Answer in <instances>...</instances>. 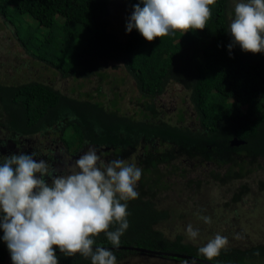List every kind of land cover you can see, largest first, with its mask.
I'll return each instance as SVG.
<instances>
[{
    "label": "trees",
    "instance_id": "trees-1",
    "mask_svg": "<svg viewBox=\"0 0 264 264\" xmlns=\"http://www.w3.org/2000/svg\"><path fill=\"white\" fill-rule=\"evenodd\" d=\"M127 2L132 12L136 4L143 7L141 0ZM109 3V0H0V15L14 25L28 51V46H34L35 52H30L65 77L104 75L98 60L124 62L144 100L137 112L139 119L123 113L118 99L110 106L102 101L72 97L43 81L20 84L0 81V130L6 138L0 143V158L34 154L36 160L43 159L62 170L66 160L74 162L90 147L105 162L135 152L132 162L142 169L136 185L139 197L122 201L128 205L129 228L118 246L209 260L198 253L201 246L183 242L180 235L171 240L157 227L169 218V212L161 205L170 197L168 192L177 186L180 192L185 189L188 193L185 196L192 202V209L203 211L209 203L199 206V202L209 197L211 183L241 182L236 190L241 195L248 187L246 181L254 180L253 167L264 161V52L261 58L253 57L238 45L229 52L228 45L232 42L229 15L235 6L232 0H216L210 6L212 15L203 30L177 31L152 42L135 28L125 41L112 33L107 20ZM46 13L52 16L50 26L43 25ZM22 15L25 17L20 18ZM29 20L37 21V30L42 29L43 37L27 32L24 26ZM171 82L190 92L196 119L193 124L189 123L188 111L182 109L173 118L162 117L157 98ZM245 100L249 105L243 111L238 104ZM55 126L54 132L58 130L61 134L63 145L57 149L64 152L62 155L54 153L52 147L45 151L29 141L28 138L47 134L48 128ZM235 138L244 142L232 145ZM9 140L23 143L15 145ZM254 181L262 187L264 172ZM117 227L114 223L109 230ZM2 237L0 229L1 264L11 257ZM94 240V246H114L104 233ZM112 252L117 262L129 254L140 253L126 249ZM56 254L59 264H91L90 258L79 253ZM262 259L264 245H256L249 249H222L209 261L256 264L255 260Z\"/></svg>",
    "mask_w": 264,
    "mask_h": 264
},
{
    "label": "clouds",
    "instance_id": "clouds-1",
    "mask_svg": "<svg viewBox=\"0 0 264 264\" xmlns=\"http://www.w3.org/2000/svg\"><path fill=\"white\" fill-rule=\"evenodd\" d=\"M126 23L152 42L170 33L203 30L216 0H141ZM232 42L244 52H264V0H240L230 17ZM34 154H12L0 163V229L12 264H59L56 249L65 255L79 253L91 264H117L112 250L93 247L104 233L114 246L129 228L126 202L139 197L136 190L142 169L121 159L103 161L94 147L74 162L56 169ZM47 178V179H46ZM50 180V183H49ZM210 224L211 218L201 217ZM117 224L115 230L110 226ZM196 240L199 230L187 225ZM228 244L219 233L198 248L211 260Z\"/></svg>",
    "mask_w": 264,
    "mask_h": 264
},
{
    "label": "rangeland",
    "instance_id": "rangeland-1",
    "mask_svg": "<svg viewBox=\"0 0 264 264\" xmlns=\"http://www.w3.org/2000/svg\"><path fill=\"white\" fill-rule=\"evenodd\" d=\"M109 14L107 16L108 29L114 33L120 40H127L132 31H126V23L132 14L127 0H109ZM233 4L240 0H232ZM234 14V10H233ZM232 14V15H233ZM229 15V19L232 16ZM25 15L20 18H24ZM27 18V17H26ZM19 18H16L18 21ZM52 22L51 13H46L43 18V25L50 26ZM24 27L28 33H35L38 38L43 37L41 30H37V21L29 20ZM37 30V31H36ZM44 31V30H43ZM45 32V31H44ZM17 31L14 25L5 20L0 15V81L7 84H20L29 81H43L54 85L55 88L65 92L66 94L81 98L91 99L93 101H102L106 105H112V101L118 99L121 111L130 115H136L142 107L144 100L140 93L135 80L127 70L124 62L118 60H108L105 63L102 60L97 62L102 67L104 75L93 73L90 76H64L61 72L49 63L40 60L31 52H35L34 46H28V51L22 41L17 36ZM40 52L39 49H37ZM37 54V53H36ZM254 57L261 58V53H250ZM100 59V58H98ZM158 107L162 112V117H170L178 115L179 110L188 111L187 117L189 123L195 122V112L190 104V92L182 85L171 82L167 86L165 92L157 98ZM140 102V103H139ZM249 102L243 101L238 104V107L246 111ZM190 113V114H189ZM67 117V116H66ZM57 127H49L47 134H39L33 138H28L33 145L42 146L46 149L52 147L56 152L62 155L61 150L57 149L62 146L60 131L54 130ZM5 133L0 130V143L5 141ZM23 143V141H11ZM25 144L24 146L28 145ZM135 152L121 158L127 164H134ZM71 158V156H69ZM257 166V165H256ZM252 177L257 179L264 172V161L260 165L253 167ZM196 178V177H195ZM254 180L246 181L248 187L241 191V195H237L236 190L239 189L240 183L233 182L213 184L210 188V195L203 198L199 202V206L208 204V208L201 210L192 209L188 202L189 199L185 195L186 190L182 192L174 186L168 192V199L163 201L162 208L169 212V218L160 222L159 227L165 235L175 240L178 235L184 238L183 242L203 246L208 240L212 239L215 234L219 233L228 238V244L223 249H249L256 245H264V183L262 187ZM254 183V184H253ZM215 186V188H213ZM197 193V192H196ZM198 196V194H197ZM212 200V201H211ZM208 216L211 218V223L206 224L201 217ZM191 224L194 229L199 230V236L196 240H190L186 234L187 225ZM256 264H264V259ZM1 264V263H0ZM2 264H12L11 257ZM117 264H201L196 261H179L168 257L157 255H148L145 253H133L127 255Z\"/></svg>",
    "mask_w": 264,
    "mask_h": 264
},
{
    "label": "water",
    "instance_id": "water-1",
    "mask_svg": "<svg viewBox=\"0 0 264 264\" xmlns=\"http://www.w3.org/2000/svg\"><path fill=\"white\" fill-rule=\"evenodd\" d=\"M243 142H244L243 140L235 138L231 141V144L238 146V145L242 144ZM93 247H97V246H93ZM99 247L108 248L110 250L126 249V250H134V251H137L140 253L151 254V255L170 256V257H175V258H181V259L196 261V262H199L201 264H219V263H215V262L205 260V259H202L199 257L183 255V254H178V253H168V252H162V251L149 250V249H145V248H141V247H135V246H99ZM56 253H61V252H59V250H56Z\"/></svg>",
    "mask_w": 264,
    "mask_h": 264
}]
</instances>
